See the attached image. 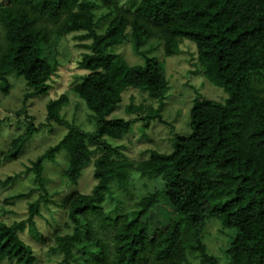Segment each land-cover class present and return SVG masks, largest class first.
<instances>
[{
  "label": "trees",
  "instance_id": "1",
  "mask_svg": "<svg viewBox=\"0 0 264 264\" xmlns=\"http://www.w3.org/2000/svg\"><path fill=\"white\" fill-rule=\"evenodd\" d=\"M108 1L8 0L0 5V80L8 82L11 73L23 76L30 90L26 100L50 89L64 35L76 33L86 41L79 62L84 74L73 90L91 110L97 128L86 131L61 116L66 95L52 100L48 118L68 131L30 167L44 188V163L65 150V176L77 184L100 152L94 161L97 183L92 192L74 191L63 203L72 230L55 237L51 251L63 255L58 264H191L188 249L199 251V264H220L201 236L212 217L232 234L224 249L227 264H264V0H131L130 15L112 8L105 17L108 25L100 31L96 10L99 2ZM153 37L162 41L168 56L179 52L184 38L194 42L206 78L222 87L227 97L195 99L191 133L175 135L171 152L152 150L149 158L134 164L143 176H161L163 188L138 200L130 216L112 217L102 202L112 180L126 184L131 163L115 156L121 155L119 147L107 137L122 139L135 122L112 115L127 87L148 91L160 106L143 117L147 126L151 117L162 118L170 89L163 62L143 49ZM128 39L146 57L145 64L132 65L112 51ZM127 111L135 113L138 107L129 105ZM36 130L31 124L17 136L12 149L0 154V164L18 158ZM161 193L172 204L173 214L164 228L151 234L143 217ZM39 213L40 205L31 203L27 219L0 221V263H36L35 250L22 232L29 228L38 236ZM81 218L87 225L85 236ZM96 220L102 228H114L111 242L96 235Z\"/></svg>",
  "mask_w": 264,
  "mask_h": 264
},
{
  "label": "rangeland",
  "instance_id": "2",
  "mask_svg": "<svg viewBox=\"0 0 264 264\" xmlns=\"http://www.w3.org/2000/svg\"><path fill=\"white\" fill-rule=\"evenodd\" d=\"M8 0H0L4 5ZM96 10L100 22L99 30L104 31L109 23L105 18L114 8L117 13L130 15L131 0H109L107 3L99 2ZM101 19V20H100ZM42 24L53 30L59 24L43 21ZM2 35L4 31L2 29ZM86 41H81L78 34L64 35L60 41L57 57L60 62L58 71L50 81V89L28 100L25 95L30 92L26 80L17 73L8 76V82L0 80V154H6L12 149L13 140L28 131L31 124L36 132L22 148V153L16 159L3 160L0 164V221L13 223L27 219L30 213V204L38 203L40 213L35 217L38 236L35 230L27 228L22 236L35 250L37 261L35 264H58L63 255L51 251L58 234H65L72 230L66 209L63 207L65 198L74 191L91 193L97 180L95 178L94 161L100 152L93 155L92 162L83 170L77 184H70L65 176L69 166V154L60 150L55 160L44 163L45 187L39 186L36 174L30 169L46 150L58 144L67 133L66 126L48 118V105L52 100L66 95L67 101L63 104L60 113L63 118L76 124L80 129L93 131L97 125L91 110L86 106L73 90L74 83L84 74L79 62L86 48ZM149 57H155L163 62L170 89L162 108V120L150 118L145 126L143 117L152 114L159 108L160 102L152 97L148 91L134 87H127L123 92V102L112 117L133 118L135 120L131 131L122 139L107 140L119 147L120 154L115 156L130 161L127 167L128 176L126 184L112 180L111 188L102 202L104 211L112 217L131 215L137 206L138 200L150 193L160 190L164 186L161 176H143L135 165L142 159L149 158L152 150L171 152L174 149L175 135L187 136L191 133V108L196 98L224 101L227 93L206 78L198 56V49L194 42L183 39L178 53L168 56L165 54L163 43L158 38H150L143 46ZM123 56L130 64H145L146 57L137 53L128 39L122 44L112 48ZM138 107L135 113H128L127 107ZM23 195V196H20ZM217 196L214 197L216 199ZM173 214V206L165 194L161 193L159 199L150 207L143 219L147 223L148 231L153 234L156 230L164 228ZM81 231L85 236L87 225L81 218ZM114 228H102L96 220V235L111 242ZM202 239L211 254L219 258L220 264L226 263L224 249H227L232 234L222 227L217 217L209 219ZM188 258L191 264H199L200 253L188 249ZM0 264H14L3 262Z\"/></svg>",
  "mask_w": 264,
  "mask_h": 264
}]
</instances>
